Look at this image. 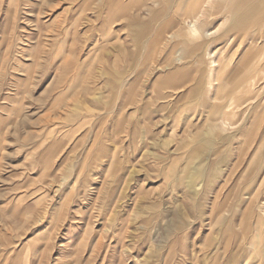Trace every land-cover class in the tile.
I'll return each instance as SVG.
<instances>
[{"label":"rangeland","instance_id":"1","mask_svg":"<svg viewBox=\"0 0 264 264\" xmlns=\"http://www.w3.org/2000/svg\"><path fill=\"white\" fill-rule=\"evenodd\" d=\"M162 7L0 0V264H264V22Z\"/></svg>","mask_w":264,"mask_h":264},{"label":"crops","instance_id":"2","mask_svg":"<svg viewBox=\"0 0 264 264\" xmlns=\"http://www.w3.org/2000/svg\"><path fill=\"white\" fill-rule=\"evenodd\" d=\"M168 4L173 3L177 6H185V11L180 16L184 17L179 20L175 16H169L167 14V9L162 7L158 11L152 13V25L158 18L166 17L167 20L163 25L156 29V36L154 37L152 43L161 41L165 33H170L171 39L175 38L177 34L171 33L170 31L176 27L184 26L186 23H190L194 17L200 19L205 15L210 16V22H229L232 21L233 24H236V28L239 26L244 29V27H251L254 24L261 25L264 22V0H165ZM157 4V2H155ZM204 3V5L202 4ZM202 4V5H201ZM134 5V2H133ZM202 10V11H201ZM200 12V13H199ZM196 13V14H195ZM199 13V14H198ZM169 17V18H168ZM186 17H191L186 18ZM215 19V20H214ZM136 23L134 26L133 23ZM206 22V21H205ZM145 24V26H144ZM131 25V30L133 35H146L149 31L152 30V25L149 23L142 22V20L133 18ZM185 27V26H184ZM252 41L255 40L251 38ZM254 42V41H253ZM183 48H186L187 41L186 38L181 42ZM174 45V44H173ZM171 45V51L168 54L170 59H173V55L176 54L172 50L174 46ZM182 63V62H181ZM179 62V64H181ZM186 66H178L173 69L165 76L163 81L178 80L182 79L183 71Z\"/></svg>","mask_w":264,"mask_h":264},{"label":"bare ground","instance_id":"3","mask_svg":"<svg viewBox=\"0 0 264 264\" xmlns=\"http://www.w3.org/2000/svg\"><path fill=\"white\" fill-rule=\"evenodd\" d=\"M205 2H207V0L204 1V3ZM204 3H202V4L204 5ZM193 20H194L193 22H196L197 23L198 18L194 17ZM193 22L191 23V26H190V28H191V31H190L191 35L199 36V37L200 36H205V37H208V38H212L213 35L215 34V31L214 32L205 31V29L202 27V24H196V23H193ZM209 56L212 57V54L210 53Z\"/></svg>","mask_w":264,"mask_h":264}]
</instances>
